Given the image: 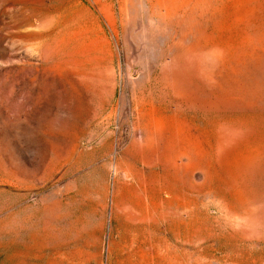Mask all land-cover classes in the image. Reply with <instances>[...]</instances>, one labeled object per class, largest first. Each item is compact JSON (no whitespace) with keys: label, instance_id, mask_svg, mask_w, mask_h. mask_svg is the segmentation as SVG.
Listing matches in <instances>:
<instances>
[{"label":"rangeland","instance_id":"obj_1","mask_svg":"<svg viewBox=\"0 0 264 264\" xmlns=\"http://www.w3.org/2000/svg\"><path fill=\"white\" fill-rule=\"evenodd\" d=\"M0 264H264V0H0Z\"/></svg>","mask_w":264,"mask_h":264}]
</instances>
